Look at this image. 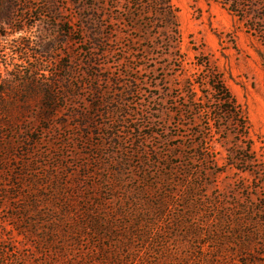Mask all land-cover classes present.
Returning a JSON list of instances; mask_svg holds the SVG:
<instances>
[{
    "label": "rangeland",
    "instance_id": "obj_1",
    "mask_svg": "<svg viewBox=\"0 0 264 264\" xmlns=\"http://www.w3.org/2000/svg\"><path fill=\"white\" fill-rule=\"evenodd\" d=\"M115 1L0 0V264H43L47 230L69 229L88 210L110 227L102 242L116 245L111 256L122 249L125 264H141V237L126 240V230L144 216L149 231L155 217L145 201L165 213L155 241L187 216L200 235L181 242L196 256L225 243L218 231L230 250L244 239L263 254L264 0L234 12L210 0H171L177 42L165 40L174 27L155 25L145 40L143 27L124 24V0ZM209 69L249 119L256 162L247 172L229 166L232 144L215 141L207 162L190 161L193 151L181 147L182 137L192 138L189 147L202 141L191 135L199 127L190 114H177L188 100L183 88ZM49 87L60 109L47 122L38 109ZM52 218L65 222L52 227ZM94 241L86 231L69 254L95 263Z\"/></svg>",
    "mask_w": 264,
    "mask_h": 264
},
{
    "label": "trees",
    "instance_id": "obj_2",
    "mask_svg": "<svg viewBox=\"0 0 264 264\" xmlns=\"http://www.w3.org/2000/svg\"><path fill=\"white\" fill-rule=\"evenodd\" d=\"M210 1L219 2L227 7L230 12H234L232 9L235 6H240V3L247 4L252 0ZM112 2L114 6L116 1L112 0ZM123 5L125 15L123 17L124 24H131L137 26V28L139 26L143 27L145 31V33H143L145 40L149 39L148 41H151L148 36V28L153 25L159 26L166 31L174 27L175 33L166 34L167 37L165 40L171 41L173 39L174 42H177L180 39L177 10L172 5L171 0H124ZM183 61L184 60L181 59V62ZM49 90L50 91L47 92L49 96L40 100V108L38 109V119L47 122L54 119L60 109L58 98L54 96L51 87H49ZM183 90L188 100L183 107L184 109L177 111V114H179V117L184 118L187 114H190L189 124L194 127H199V130L193 129L194 133L191 135L193 138L198 136L202 137L201 143L197 145L191 144L190 147L187 142L192 138L182 137L181 147L185 150L193 151L192 154H186L187 158H189L190 161L199 160L201 162H207L211 158L210 152L215 141H219L224 146L232 144V147H229V157L231 158V164L229 166L233 169L236 168L239 172H247L248 168L254 166L256 162L252 152L251 125L247 115L237 104L235 98L219 74L211 69L203 71L197 77L188 80ZM205 90H207V92H205ZM199 92L203 95L200 98L198 97ZM173 138L177 137L171 136L170 140ZM186 177L187 176H184V178ZM183 184L184 183H177V186L181 188L184 186ZM191 188L192 189L187 191L185 195L187 198L192 197L196 192L195 186ZM184 194L185 192L183 195ZM157 198L153 199L154 202H158L159 197ZM145 202L149 209V213H151L152 217H155V220L149 224V231H144V228H142V221L145 220L144 223L148 224V220H146L144 216H141V226L140 224L135 225L132 232L126 230L127 236L125 235L126 240H135V238L141 237V264H225L228 262L230 264L233 262V264H263L256 258V255H262V257H264V253L256 254L251 251V246L257 244V241L248 242L244 239H240L238 240L240 246H236L237 250H230L228 247L229 245H227L230 241L229 237H226L222 231H218L215 238L217 241L223 239L225 243H218L215 247L209 248L208 253H203L204 255L201 256H196L192 249V245L189 244L188 247H191L192 253H188V247H184L181 241L186 240V242H189L190 238L197 237L200 234H195V232L198 231L197 226L193 228L191 227L193 225L190 226L187 223V216L181 217L178 220H173L171 227L166 229L165 239L159 238V241H157V239L155 241L154 238L157 233L154 231L156 227L154 223L159 218L163 217L165 213L163 209L159 210L156 208L155 204L157 203H152L150 201ZM30 204L36 205L38 202L34 200L30 202ZM196 205L192 206L191 209H197ZM259 213L264 218V204L260 208ZM81 216V218L78 216V218H80L78 219L79 222L74 221L73 226L69 229L47 230L48 239H45L42 245L43 247L46 246L50 255L43 261V264H82L75 255L73 256L69 253L75 250L74 246L78 244L80 236L85 234L88 230L91 238L96 240L94 241L95 243H93L94 250L97 253V255H94V262L96 264H125V260L127 259L122 256V249L116 252L115 256H111L110 250H113L114 247L117 248L116 245L106 246V244L102 242L103 239H110L112 232L108 225L106 227L102 225L103 221L99 217L97 211L88 210L83 212ZM189 218H192V216ZM64 222L65 220L52 218L50 221H47V224L52 227H57L58 224L63 225ZM69 235L73 236L70 240L68 238ZM248 235L254 237L253 233H249ZM212 236H215V233L209 234L210 238H212ZM210 241L209 243L213 244L212 242H214V239ZM96 244H98V247H96ZM119 246L125 245L120 243ZM262 248L264 249L263 246ZM53 255L58 256L57 261ZM243 258L246 259L245 263L241 261ZM2 259L1 257L0 260ZM136 259L137 256H134L131 261L136 262ZM12 263L16 262L13 261L11 264ZM1 264L8 263L2 262Z\"/></svg>",
    "mask_w": 264,
    "mask_h": 264
}]
</instances>
